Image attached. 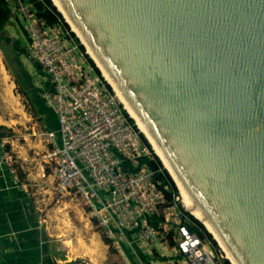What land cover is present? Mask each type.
<instances>
[{
	"label": "water",
	"instance_id": "95a60500",
	"mask_svg": "<svg viewBox=\"0 0 264 264\" xmlns=\"http://www.w3.org/2000/svg\"><path fill=\"white\" fill-rule=\"evenodd\" d=\"M57 1L225 259L264 264V0Z\"/></svg>",
	"mask_w": 264,
	"mask_h": 264
},
{
	"label": "built area",
	"instance_id": "2783aa9c",
	"mask_svg": "<svg viewBox=\"0 0 264 264\" xmlns=\"http://www.w3.org/2000/svg\"><path fill=\"white\" fill-rule=\"evenodd\" d=\"M10 14L24 22L30 58L46 76L42 100L57 118L58 136L42 127L28 133L44 147L41 161L50 168L55 189L79 198L107 246L123 258L122 243L129 248L135 242L148 247L165 240L174 226L176 245L160 264H192L185 251L195 244L193 237L206 257L199 264H216L207 242L183 224V214L170 215L175 204L165 201L152 172L139 162L143 156L150 159L147 147L77 45L62 34L59 25L35 16L21 0H15ZM32 81L41 83L38 74ZM0 157L14 173L16 158L6 136L0 138ZM122 162L127 163L123 168ZM152 216L159 218L156 225L149 220Z\"/></svg>",
	"mask_w": 264,
	"mask_h": 264
},
{
	"label": "rangeland",
	"instance_id": "374dc122",
	"mask_svg": "<svg viewBox=\"0 0 264 264\" xmlns=\"http://www.w3.org/2000/svg\"><path fill=\"white\" fill-rule=\"evenodd\" d=\"M52 4L54 5L53 0ZM61 17H63V15ZM14 19H18L17 16H14L13 19L9 20L8 25L5 27V31L7 32V37L11 39L17 47V65L14 68L8 66L0 51V68L3 69V74H1L0 70V127H2L0 128V133L10 139L17 140L18 142L23 141L28 142V144H37V140L34 142V139L29 137L28 133L33 128L41 127L42 124L40 123V118L42 123H46L47 121L46 114L50 109L44 105L42 100V90L46 87L47 81L46 76L40 73V71L32 64V61L25 57L21 52V45L25 46L23 43V36L20 34L21 27L24 29V22L19 18L20 26H17V22H15ZM63 20L66 22L65 19ZM65 24L68 25L66 28L67 31L71 32L72 30L69 24L67 22ZM71 33L74 36L73 39L75 40V44H80L81 42L75 37V33ZM26 47L29 52V46ZM81 52L88 62L89 60L92 62L83 47ZM94 63L92 62L91 64L89 62L92 68ZM100 72L98 76L103 79V77L100 76ZM36 74L39 75L41 81L40 84H34L32 81V77ZM2 76H6L7 84L12 86L11 94L17 101V106L15 108L5 102L4 91L6 88L1 79ZM109 89L114 95L110 87ZM22 92L24 95H22ZM114 97L116 98L115 95ZM117 101L119 103V99ZM119 105L124 111L122 105L120 103ZM124 112L126 113V111ZM50 114L51 122L55 123L56 121L57 123L56 115L52 112ZM126 115L128 116V114ZM56 125V134L58 135V123ZM134 125L135 124L133 123L134 129L140 133ZM35 149L39 152L34 155L39 161H41L40 156L42 148L35 147ZM147 150L151 155L156 157L149 144ZM157 160L159 161L158 158ZM159 163L161 168L164 169L160 161ZM36 169L37 166L30 164L29 172H31V174H37ZM29 177V181H25L24 175H22V177L18 176V179L19 182L25 184L24 187L28 194L27 197L29 199L30 208L35 211L41 228L45 230V240H50L48 245H50L49 253L51 256L56 259L58 258V260L61 261H68L62 262V264H76L79 261H84L86 264H125L117 254L112 252V248L110 249L109 247L106 249L102 246L101 241L103 237L94 222L92 221L91 225L88 222L86 214L84 213L86 209L83 207L79 198L72 193H59L55 189V183L52 180L51 171L46 164L44 166L43 174H39L34 178H32L31 175ZM174 186L176 189V184H174ZM173 199L175 207L173 206L172 209H170V215L172 216L175 212L180 211L184 216L182 217V222L187 225L191 224V219L189 218V216L192 217L189 213L191 211L180 203V192L178 187ZM174 234L177 235L175 229ZM175 235L169 233L165 237V240L153 242L148 247L135 242L132 247L129 248L126 244L122 243V249L129 260V264H145V261L141 259L139 253H137V248L141 253L149 256V258L151 257L150 260H152L156 256L154 250L161 252L164 250V246L165 248L172 247L170 241H175L176 243ZM104 244L106 245V243ZM214 245L215 249H212L209 245H207V249L217 258L216 264H221V261L225 259L226 256L216 242H214ZM160 248H162V250H160ZM54 249H56V251H54ZM226 261L227 263L229 262L228 260ZM228 264L231 263L229 262Z\"/></svg>",
	"mask_w": 264,
	"mask_h": 264
},
{
	"label": "crops",
	"instance_id": "0c3cea01",
	"mask_svg": "<svg viewBox=\"0 0 264 264\" xmlns=\"http://www.w3.org/2000/svg\"><path fill=\"white\" fill-rule=\"evenodd\" d=\"M51 112L48 111L46 114V123H42L39 117L40 123L42 128L56 133L57 123L56 121L55 123L51 122ZM36 142L37 144H28V142L10 139L12 152L16 158L14 173H11L8 167L1 162L0 157V264H62V262H68L67 260H58L50 255V245H48L50 240H45V230L41 228L35 211L30 208L25 184L19 182L18 179V176L24 175L25 181H29L30 175L34 178L44 172L45 164L43 165L42 161H39L34 155L39 152L35 147H41V152L44 147L41 142ZM30 164L37 166V174L29 172ZM84 213L91 225L92 218L86 210ZM101 243L104 248H109L103 241ZM170 249L171 247L165 248L164 246L163 251H158L159 255L155 250L156 256L152 260L144 253L143 255L146 256L148 264H160ZM111 250L123 262H129L125 252L123 258L115 250ZM136 250L138 253L140 252L138 248Z\"/></svg>",
	"mask_w": 264,
	"mask_h": 264
},
{
	"label": "trees",
	"instance_id": "16d2710c",
	"mask_svg": "<svg viewBox=\"0 0 264 264\" xmlns=\"http://www.w3.org/2000/svg\"><path fill=\"white\" fill-rule=\"evenodd\" d=\"M21 1L25 4H29L30 10L34 13L35 16L44 19L48 24L59 25V27L61 28L62 34H64V36L68 37L75 43V40L73 39L74 37L73 34L67 31L66 29L67 25L63 22L61 15L56 11L55 7L51 4L49 0H21ZM14 7H15V0H0V51L2 52L4 59L6 60V63L8 64V66L12 68L16 66L15 65L16 63L12 61L11 58L14 57L17 60L16 58L17 47L11 41V39L7 37V32L5 31V27L6 25H8L9 20L14 18V16L12 18L10 17L11 16L10 10ZM17 18L18 19H14V20L15 22H17L16 23L17 26H20L19 25L20 19L18 16ZM20 34L21 36H23V40H24L23 43L25 45V46L21 45V52L24 54L25 57H27L29 60L32 61V64L35 66V68H37V70H40L39 66L30 58L29 52L26 49L27 48L26 46H28L29 44V39L27 38L26 33L22 27L20 29ZM77 47L80 51H82V46L80 44H78ZM86 61L88 62L87 59ZM89 62L92 64L90 60ZM93 70L97 75L99 74L98 70L94 66H93ZM22 95H24L23 92H22ZM123 114L127 118L128 122L133 125L134 122H132V120L126 115L124 111H123ZM1 137H3L2 133H0V138ZM139 138L141 142L147 147L148 144L146 140L144 139V137L142 136V134L140 133H139ZM139 162L144 164L152 172L151 178L157 184L158 189L162 192L165 201L169 205L174 204L173 197L176 195L175 186L173 182L171 181L170 177L168 176V174L166 173V171L163 168H161L160 163L157 160V158L150 154V159L148 157L143 156L139 159ZM126 165H127L126 162L121 163L122 168L125 167ZM189 218L191 219V224H189L188 226L195 233L197 238L201 241L207 242V244L212 249H215L213 239L205 231L202 225L196 219L190 216ZM149 220L151 224L156 225L158 223L159 218L157 216H152L150 217ZM183 224H186V223H183ZM169 233L175 235L174 226H172L171 230L167 233V235ZM102 241L106 243V240L104 238H102ZM170 245L175 246L176 245L175 241H170ZM139 255L141 259H143L145 263L148 264L146 256H144L143 253L141 254L140 252H139ZM221 264H228V263L225 259H223L221 261Z\"/></svg>",
	"mask_w": 264,
	"mask_h": 264
},
{
	"label": "bare ground",
	"instance_id": "6f19581e",
	"mask_svg": "<svg viewBox=\"0 0 264 264\" xmlns=\"http://www.w3.org/2000/svg\"><path fill=\"white\" fill-rule=\"evenodd\" d=\"M51 3H52V0H50ZM54 2V7L57 8V11L60 13V15L62 16L63 15V19L66 20V22L69 24V26L71 27V30L72 32L75 33L76 35V38L79 40V42H81L80 44L83 45V48L85 50V45L83 43V41L79 38L74 26L70 23L69 19L67 18L65 12L63 11L61 5L59 4V2L57 0H53ZM55 8V9H56ZM65 22V23H66ZM86 51V50H85ZM89 56V55H88ZM90 59L93 61V63L95 62V57H92V56H89ZM94 65L96 66V68L99 70V72L101 73V77H103L104 81L107 82V84L109 85V87L111 88V90L113 91L114 95L116 96L117 100L119 99V103L122 105V108L124 109V111H126V114H128V116L132 119V121L134 122V126L137 127V129L139 130V132L143 135L139 125L135 122L130 110L124 105L123 101L119 98V91L113 86V82L112 80H106L105 78V74H104V71H103V68H102V65L101 63H94ZM1 67V66H0ZM1 70V74H3V69L0 68ZM2 81H3V84L5 85V91H4V99H5V102L10 104L11 106H13L14 108L17 106V101L14 99V97L12 96L11 94V85H8L7 84V77L6 76H2L1 77ZM19 108V107H18ZM12 109V108H11ZM18 110V109H17ZM16 110V111H17ZM15 111V110H14ZM1 123V122H0ZM144 136V135H143ZM145 138V137H144ZM146 139V138H145ZM146 141L148 142V144L150 145L153 153L156 155V157L159 159V161L161 162L162 166L164 167V169L167 171L168 175L170 176L171 180L173 181L174 184H176V186L178 187V190L180 192V203L184 206H186L191 212H189L192 217H194L195 219H197L203 226L204 228L210 233V235L212 236V238L215 240V242L218 244V246L220 247V249L222 250V252L225 254V251L221 248L213 230L206 224L205 220L199 215V209L197 208H194V204H193V201L192 200H186L185 198V194L182 190V188L179 186L178 184V181H177V178L172 170V168H166L165 166V163L162 161L161 159V156H160V153L159 151L146 139ZM176 187V189H177ZM186 209V208H185ZM226 256V254H225ZM227 258V257H226Z\"/></svg>",
	"mask_w": 264,
	"mask_h": 264
},
{
	"label": "flooded vegetation",
	"instance_id": "af4514ba",
	"mask_svg": "<svg viewBox=\"0 0 264 264\" xmlns=\"http://www.w3.org/2000/svg\"><path fill=\"white\" fill-rule=\"evenodd\" d=\"M1 53H2V52H1ZM16 54H17V52H16ZM2 55H3V54H2ZM3 57H4V56H3ZM11 60L14 61V62L16 63L15 65H17L18 62H17V60H16L14 57H12Z\"/></svg>",
	"mask_w": 264,
	"mask_h": 264
}]
</instances>
